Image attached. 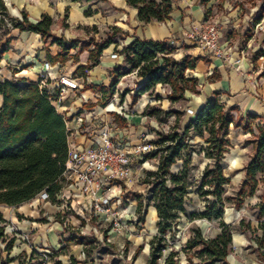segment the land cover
<instances>
[{"label": "trees", "instance_id": "16d2710c", "mask_svg": "<svg viewBox=\"0 0 264 264\" xmlns=\"http://www.w3.org/2000/svg\"><path fill=\"white\" fill-rule=\"evenodd\" d=\"M71 1L73 3L101 1L113 6L117 0ZM120 1L124 3V9L136 10L137 19L144 25L166 22L170 20L173 12L172 0ZM210 1L201 0V3L207 5ZM96 13L88 10L84 15L90 17ZM20 15V18L13 17L4 0H0V61L6 51L2 42L11 30L19 29L40 35L46 48L52 45L59 47V52L54 57L47 52V62L52 65L64 64L69 59L77 62L81 53L89 51L88 65L79 67L76 71L85 77V73L98 64L104 50L116 43L114 38L118 34L127 35L121 29L113 27L112 34L101 43L93 39L88 42H80L78 39L67 41L64 37L53 35L54 21L49 16L42 15L38 22L32 23L24 11L20 12ZM126 24L130 25L129 19ZM63 27L68 26L65 24ZM92 46L93 49L90 50ZM72 50H77L76 54L69 56ZM175 50L167 40L135 38L127 46L116 50L122 57V64L114 69V78L110 86L108 88L101 86L97 90L105 97L114 95L115 87L125 75L123 68L129 65V73L137 70L138 77L144 80V84L138 87L133 96V103L143 95L152 94L159 85L170 88L171 93L167 98L171 103L182 101L185 91L197 94V80L186 76L188 71L196 68L197 59L186 56L182 61H176L172 57ZM260 57H264V50L259 51L255 59ZM223 94L216 92L213 98L208 99L184 126L181 134H171L163 140L152 141L156 150L144 158L149 159L161 154L157 171L146 173L143 180L149 187L148 194L151 196L145 207L142 204V196H136L138 214L140 215L143 208L153 207L158 219L157 235L149 242L150 256L146 264H159L167 249V236L172 238L175 236L180 214L185 212L191 156L196 153L189 144L190 134L203 139L205 146L201 149V154L212 162V166L207 168L202 176L200 195L213 199L206 202L204 212L192 213L191 219L216 221L219 232L213 237L205 238L199 227L192 228L191 236L184 248L187 264H226L232 250V229L223 219L224 187L230 183V179L224 174L222 165L231 148L232 128H242L244 132L249 133L251 135L249 143L252 146L250 160L242 170L244 180L238 193L241 202L237 204L240 206L243 198L253 197L259 183L264 182V121L253 114H246L243 117L238 113L235 117L234 113L238 112V109L227 107L220 98ZM52 99V94L45 87H40V81H8L0 77V205L19 207L43 193L47 194V202L50 204L60 203L58 196L64 188L63 173L68 160L69 132L64 119L52 104ZM174 115L178 121L181 114L175 112ZM256 121L258 123L255 124ZM165 143L168 146L161 147ZM178 161H182V167L174 173L171 168ZM257 209L256 231L261 232V236L256 238V245L260 251V260L264 264V197L257 204ZM0 223H5L1 213ZM240 225H243V222ZM247 229L251 230L250 225ZM0 241L5 243L4 251L7 254L3 264L16 260L19 264H25L20 257L10 258L15 240H8L4 226H0ZM84 251L85 256L87 252ZM139 251L135 253L133 260H136ZM192 251H195L193 258L189 256ZM64 253L60 250L47 255L51 260L55 259L52 264H61L56 258ZM45 257L46 254H41L33 248L27 263L31 264L34 259H41L36 264H43ZM176 257V252L171 251L162 264H177ZM70 262L80 263L74 257H70ZM84 263L93 264L86 260Z\"/></svg>", "mask_w": 264, "mask_h": 264}, {"label": "rangeland", "instance_id": "374dc122", "mask_svg": "<svg viewBox=\"0 0 264 264\" xmlns=\"http://www.w3.org/2000/svg\"><path fill=\"white\" fill-rule=\"evenodd\" d=\"M202 6L203 16L199 24L218 22L223 30V38L221 45L230 49L228 57L233 61L240 58L244 54L246 61L257 66L264 74V57L255 59L259 51L264 50V0H211L207 5L201 3V0H196ZM121 2H116V5L111 6L107 2L95 1L84 5L86 11L92 10L97 13L91 17H87L84 26H78L75 33L80 39L88 42L91 39L97 43L105 41L111 34L113 27L112 17L122 16ZM10 12V11H9ZM20 10L18 11L19 18ZM12 15V13H10ZM68 10L63 12L58 20L59 28L65 25L69 18ZM13 16V15H12ZM14 17V16H13ZM16 18V17H15ZM116 27V26H115ZM125 28V26L123 27ZM80 38V39H79ZM115 48L118 46L125 47L123 34H118L116 37ZM187 38L186 36L181 39ZM190 44V43H189ZM193 46V45H192ZM193 48H195L193 46ZM173 59L182 61L186 57V49L184 45L175 48ZM197 56L198 51H194ZM209 55V54H208ZM227 65V64H226ZM125 75L120 79L117 86V96L119 104L123 105L127 102L128 110H132L133 96L139 87L141 78L137 75V70L129 73L130 66L124 68ZM199 73V72H198ZM191 72H187L186 76L190 77ZM163 88L169 89L168 86L158 88V94H162L167 98L168 94ZM199 86L197 85V89ZM129 94V96H127ZM156 90L152 94H146L158 98ZM142 97V96H141ZM140 97V98H141ZM160 98V97H159ZM1 104V101H0ZM165 103L166 110L163 111L157 108L161 105L148 107L146 114L148 119L145 122V131L148 140L157 142L163 140L171 134H181L184 128L182 115L179 120H176V115L173 106ZM183 108L185 104L180 102ZM167 112H170L167 114ZM131 115L134 113L129 112ZM238 116V112L234 113ZM258 121L255 122V124ZM254 132H256L253 126ZM189 144L191 149L196 153L191 156V165L189 167L188 177V195L185 199V212L180 214L179 226L175 236H167V249L163 253L162 260L169 255L171 251L176 252L177 264H187L186 253H184L185 243L191 236L192 228L200 227L204 237L209 238L215 236L219 232L218 223L206 219H191L192 213H202L205 211L207 201H212L211 197L205 198L200 195V185L202 176L205 170L212 166V162L204 158L201 154V149L205 144L203 139L190 134ZM251 135L244 132L242 128H232L230 133L231 148L223 160L224 174L230 179V183L224 187V213L223 219L232 229L233 245L226 264H262L260 260V251L256 245V238L261 236V232H257L258 214L257 204L264 197V182L259 183L258 190L253 197L243 198V202L239 206L238 193L242 186L244 175L243 167L248 163L252 155V146L249 143ZM168 146L167 143L161 147ZM160 147V145H159ZM160 156H154L143 161L135 162L134 177L128 181H118L113 185V189L106 194H110L111 202L108 212L105 210L90 211L85 207L76 206L71 211H64V214L59 212L54 205L37 198L21 207L16 208L19 219L31 221L34 217L38 223L50 222L51 226L56 228L53 230L60 233V244H64L61 249H45L34 244L31 234L19 231L16 224H13L11 219L15 216L14 209L6 206H0V213L5 218V223H0L4 226L6 237L14 239L13 256L29 246L36 248L37 252L46 254L43 264H52L55 260H51L45 252H79L85 250L87 252L82 259L92 262L93 264H146L150 256L149 242L157 235V216L153 207L143 208L140 215L137 212L136 196H142V204L148 203L151 197L148 194L149 187L143 183L146 173L156 172L159 166ZM182 167V161H178L171 171L176 173ZM207 190V189H205ZM34 211L38 213L35 214ZM48 219L50 221H48ZM243 222V225L240 223ZM118 223V226L114 224ZM251 230L247 229V226ZM57 230V231H56ZM84 244V245H82ZM5 243L0 241V264L5 262L7 254L4 251ZM47 250V251H46ZM140 250L136 260H133L135 253ZM195 251L189 253L190 257H194ZM18 257L27 263L26 257L20 254ZM57 260V259H56ZM41 259H34L31 264L40 262Z\"/></svg>", "mask_w": 264, "mask_h": 264}, {"label": "crops", "instance_id": "0c3cea01", "mask_svg": "<svg viewBox=\"0 0 264 264\" xmlns=\"http://www.w3.org/2000/svg\"><path fill=\"white\" fill-rule=\"evenodd\" d=\"M118 1L121 2V9L123 10L121 14L124 15L125 19L122 16H114L111 20L112 24L108 25L112 27L116 26L123 33L127 34L124 35L123 45L127 46L135 38L153 41L167 40L168 44L174 48L184 45L187 47L186 56L197 59L196 68L188 72L192 73L190 77L197 80V85L199 86L197 89L198 93L193 94L185 91L184 99L180 101L185 104L183 108L180 102L171 103L168 98L163 99L165 96L158 94V88L163 86L159 85L155 90L160 98H155L153 95H143L135 103H132L131 111L128 110L127 102H124L122 105L124 109L122 115L106 114L104 106L114 95H117L116 88L118 85L114 89V95L109 97H105L97 88L101 86L108 88L114 78V69L122 64L121 56L117 61L110 58V54L117 53L116 50L122 49V46L115 48V44L104 50L98 64L89 69L84 77L81 75V72L76 71L79 67H86L88 65L89 51L81 53L78 56L77 62L74 59H69L64 64L57 63L52 65L47 62V52L53 57L56 56L59 52L57 45L46 48L40 35L13 29L2 42L6 51L0 61V77L8 81L28 80L39 82L41 81L40 76L42 72L46 71L45 64L48 63L51 68L47 72L51 76L47 77L44 81L45 88L50 93L55 91L54 83L60 76H72L76 78L80 84V89L77 92H68L65 97L64 106L67 108L71 119L78 112L85 113L86 122L80 130L75 131L77 128L75 121L68 125L71 130L70 139L84 146L90 145L91 135L96 122H109L112 120L115 121L117 126L126 130V136L131 142H137L138 136L145 131V122L149 118L146 114L148 107L161 105L157 108L165 111L166 102L182 115V118L185 119L182 120V123L186 126L188 121L194 117L187 114V109L197 112L208 99L213 98L216 92H223L224 94L220 97L221 101L227 107H236L241 116L253 114L264 121V74L262 70H259L257 66L245 60L242 71H237L233 63L226 65L222 60L212 58L207 53L193 48L192 43L187 38L179 40L185 37V34L191 30L193 25L200 23L199 21L203 13L199 2L196 0H172L173 12L170 20L163 23L152 22L144 25L137 19L136 10L131 8L124 9V3L120 0L116 2ZM4 2L14 17L19 18L18 11H24L32 23L38 22L42 15L49 16L54 21L52 27L53 35L64 37L67 41L78 39V36L75 34L77 32L76 28L87 25V17L84 15L86 10L83 7L89 3H73L71 0H4ZM65 10L69 12V18L65 22L68 27L59 28L58 20ZM128 19L130 21L129 26L126 24ZM124 26L125 28H123ZM80 40L86 42L83 39ZM114 41H116V38H114ZM92 49L93 46L90 50ZM76 51L72 50L69 56H74ZM194 51H198V57L195 56ZM138 83L141 86L144 84V80L141 79ZM163 90L168 94L170 93V88H163ZM129 112L134 114L131 115ZM8 208H13L14 213H16L14 214L15 216L11 217L13 224L16 221L15 225L18 226L19 231L31 234L35 245L38 244L45 249L59 250L62 248L64 244H60L59 242L61 234L53 230L54 227L51 226L50 222L38 223L34 217L31 221L22 220V218L19 219L16 210L18 207ZM152 210L155 209L152 208ZM34 213L37 214L38 212L34 211ZM2 217L5 220L4 216ZM48 221L50 220L48 219ZM33 248V246L29 245L24 252H20L16 256H13V252H11L10 258H17L20 254L29 258ZM83 256L82 250H79V252H65L56 259L61 264H71L70 257H74L80 261L78 264H86L84 263V259H82ZM9 264L19 263L16 260Z\"/></svg>", "mask_w": 264, "mask_h": 264}, {"label": "built area", "instance_id": "2783aa9c", "mask_svg": "<svg viewBox=\"0 0 264 264\" xmlns=\"http://www.w3.org/2000/svg\"><path fill=\"white\" fill-rule=\"evenodd\" d=\"M223 34V30L216 21L195 24L185 36L197 50L209 54L212 58L220 59L225 64L233 63L236 70L241 72L243 62L246 60L245 56L242 54L240 58L232 62L228 57L231 50L220 43ZM110 58L117 61L120 56L112 53ZM45 68L46 71L40 76L41 88L45 87L44 80L51 76L47 72L51 66L46 63ZM54 87L55 91L51 93L52 104L64 119L69 132L68 160L63 173L64 188L58 196L60 203L54 207L63 214L64 211H71L80 205L90 211L108 212L111 196L106 193L112 191L115 182L132 180L135 162L143 161L146 155L156 150V147L152 141L148 140L145 133L138 136L137 142H131L126 136V130L117 126L114 120L96 122L89 146L73 142L70 139L71 130L68 125L75 121L77 124L75 131L80 130L86 122V115L78 112L71 119L64 103L68 92L79 91L80 84L72 76H60L55 80ZM119 102L118 96L114 95L104 106L106 114L122 115L124 109ZM186 112L190 116L195 114L191 109H187ZM37 198L47 202L48 196L43 193Z\"/></svg>", "mask_w": 264, "mask_h": 264}]
</instances>
